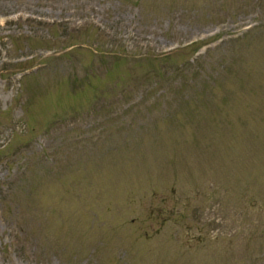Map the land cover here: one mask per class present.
<instances>
[{
	"label": "rangeland",
	"instance_id": "obj_1",
	"mask_svg": "<svg viewBox=\"0 0 264 264\" xmlns=\"http://www.w3.org/2000/svg\"><path fill=\"white\" fill-rule=\"evenodd\" d=\"M0 264H264V0H0Z\"/></svg>",
	"mask_w": 264,
	"mask_h": 264
}]
</instances>
